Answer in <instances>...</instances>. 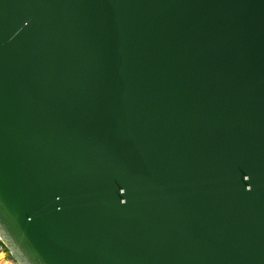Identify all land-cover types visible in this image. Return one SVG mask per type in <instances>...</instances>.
<instances>
[{
	"label": "water",
	"instance_id": "obj_1",
	"mask_svg": "<svg viewBox=\"0 0 264 264\" xmlns=\"http://www.w3.org/2000/svg\"><path fill=\"white\" fill-rule=\"evenodd\" d=\"M0 244L264 264V0H0Z\"/></svg>",
	"mask_w": 264,
	"mask_h": 264
},
{
	"label": "built area",
	"instance_id": "obj_2",
	"mask_svg": "<svg viewBox=\"0 0 264 264\" xmlns=\"http://www.w3.org/2000/svg\"><path fill=\"white\" fill-rule=\"evenodd\" d=\"M0 264H16L11 261L9 253L0 244Z\"/></svg>",
	"mask_w": 264,
	"mask_h": 264
},
{
	"label": "trees",
	"instance_id": "obj_3",
	"mask_svg": "<svg viewBox=\"0 0 264 264\" xmlns=\"http://www.w3.org/2000/svg\"><path fill=\"white\" fill-rule=\"evenodd\" d=\"M8 252V251H7Z\"/></svg>",
	"mask_w": 264,
	"mask_h": 264
}]
</instances>
